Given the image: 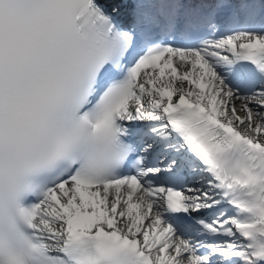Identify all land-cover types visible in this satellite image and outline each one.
Segmentation results:
<instances>
[{"label": "snow or ice", "instance_id": "snow-or-ice-1", "mask_svg": "<svg viewBox=\"0 0 264 264\" xmlns=\"http://www.w3.org/2000/svg\"><path fill=\"white\" fill-rule=\"evenodd\" d=\"M0 264H264V0H0Z\"/></svg>", "mask_w": 264, "mask_h": 264}]
</instances>
